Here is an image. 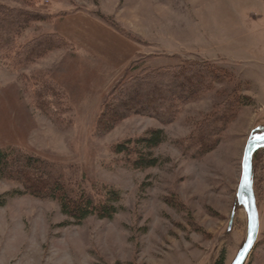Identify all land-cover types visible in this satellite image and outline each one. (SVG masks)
<instances>
[{
    "label": "rangeland",
    "instance_id": "obj_1",
    "mask_svg": "<svg viewBox=\"0 0 264 264\" xmlns=\"http://www.w3.org/2000/svg\"><path fill=\"white\" fill-rule=\"evenodd\" d=\"M0 4L43 17L19 34L22 47L46 35L66 41L22 67L13 54H0V153L41 160L55 168L50 179L59 178L69 198L84 195L118 209L111 220L78 223L58 199L0 179V264H232L248 231L247 210L237 204L243 153L252 134L264 133V0ZM185 63L218 67L225 79L181 107L172 124L107 113L111 92L125 81ZM49 89L65 102L55 119L34 99ZM225 103L233 104L231 119L218 145L193 157L199 147L183 144ZM151 130H162L165 140L148 152L135 141ZM129 141L136 154L116 153ZM141 153L159 165L135 167ZM252 167L260 231L245 264H264V149ZM29 172L39 178L31 188L55 183Z\"/></svg>",
    "mask_w": 264,
    "mask_h": 264
},
{
    "label": "trees",
    "instance_id": "obj_2",
    "mask_svg": "<svg viewBox=\"0 0 264 264\" xmlns=\"http://www.w3.org/2000/svg\"><path fill=\"white\" fill-rule=\"evenodd\" d=\"M42 20L43 17L38 14L11 9L0 4V54L3 56L13 54L18 66L22 67L25 64L35 62L51 50L64 48L66 41L58 35H46L32 39L29 44H25L23 47L18 44L17 37L19 34L31 23L36 24ZM224 79L225 71L207 63H185L179 66L145 69L138 76L125 81L111 92L106 111L116 114L117 120L142 116L155 119L163 125H169L175 121L182 109L181 107L197 100L202 93L210 91L214 81ZM53 85L51 83L49 87L54 89L56 86ZM37 94L40 96L34 97L36 106L46 111L53 119L58 116L60 109H65L64 100L58 97L60 92L49 89L48 96L43 95L41 97L42 93ZM225 104L222 111L212 117L208 125L195 131L189 140L183 144L188 151L199 147L193 152V157L202 156L207 150L218 145L222 130L225 129L231 119L229 115L232 112L233 104ZM146 134L147 136L135 142L137 145L143 146V149L148 152L161 145L165 140L162 130H151ZM207 141L209 143H206ZM131 144L132 142L129 141L116 146V153L132 155L135 152L136 154V151L129 147ZM11 154L0 153V179L8 178L19 181L30 194L42 198L53 197L58 199L61 211L75 218L78 223L91 216L111 220L117 214L118 209L111 203L100 202L95 204L90 197L84 195L77 201L69 198L72 195L60 186L59 182L62 181L56 178L57 181L55 177L53 180L50 179L51 175L49 174L55 173L53 166L34 159L24 152ZM133 165L141 169H153L159 165V160L150 154L141 153L133 161ZM29 170L39 173L37 175H46L49 180L55 183H51L49 188H42V190L31 188L32 180H39V178L31 176ZM59 175L61 174L59 173ZM109 197L113 203L119 201V197L115 193H111ZM216 264H224V258Z\"/></svg>",
    "mask_w": 264,
    "mask_h": 264
},
{
    "label": "water",
    "instance_id": "obj_3",
    "mask_svg": "<svg viewBox=\"0 0 264 264\" xmlns=\"http://www.w3.org/2000/svg\"><path fill=\"white\" fill-rule=\"evenodd\" d=\"M245 151L243 153L242 161V175L237 191V199L240 206L245 207L248 213V231L244 245L242 246L239 253L232 264H245L250 252L253 251L256 245V239H258L260 231V217L257 199L254 190L253 183V158L255 153L264 149V133L260 135L252 134L249 141H247Z\"/></svg>",
    "mask_w": 264,
    "mask_h": 264
},
{
    "label": "crops",
    "instance_id": "obj_4",
    "mask_svg": "<svg viewBox=\"0 0 264 264\" xmlns=\"http://www.w3.org/2000/svg\"><path fill=\"white\" fill-rule=\"evenodd\" d=\"M252 49H253V48H252ZM252 49L250 48V51H251ZM259 50H261V49L259 48L258 51H259ZM259 55H260V54H259ZM260 74H263V73L261 72ZM255 83H256V82H255ZM256 85H257V83H256Z\"/></svg>",
    "mask_w": 264,
    "mask_h": 264
}]
</instances>
